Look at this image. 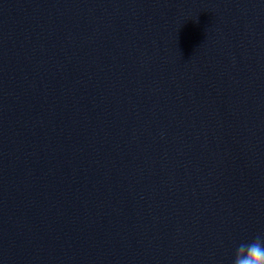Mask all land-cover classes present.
Listing matches in <instances>:
<instances>
[{
	"label": "clouds",
	"instance_id": "9594fccd",
	"mask_svg": "<svg viewBox=\"0 0 264 264\" xmlns=\"http://www.w3.org/2000/svg\"><path fill=\"white\" fill-rule=\"evenodd\" d=\"M232 264H264V233L236 247Z\"/></svg>",
	"mask_w": 264,
	"mask_h": 264
}]
</instances>
